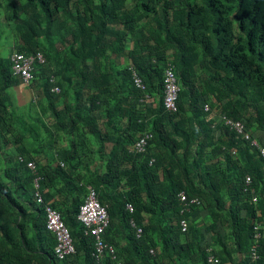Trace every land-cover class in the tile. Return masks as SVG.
Segmentation results:
<instances>
[{"label": "trees", "instance_id": "1", "mask_svg": "<svg viewBox=\"0 0 264 264\" xmlns=\"http://www.w3.org/2000/svg\"><path fill=\"white\" fill-rule=\"evenodd\" d=\"M0 24L13 35L0 56V264H96L77 217L89 186L117 251L104 264H211L209 248L218 264H264V157L252 144L264 146V0H0ZM14 51L44 55L30 83ZM168 64L176 112L164 105ZM45 204L73 237L64 259Z\"/></svg>", "mask_w": 264, "mask_h": 264}, {"label": "built area", "instance_id": "2", "mask_svg": "<svg viewBox=\"0 0 264 264\" xmlns=\"http://www.w3.org/2000/svg\"><path fill=\"white\" fill-rule=\"evenodd\" d=\"M11 60L13 63V71L16 75H20L25 83H30L34 78L35 63H43L45 57L41 52L36 54H25L23 52L15 51L11 55ZM136 83L144 88L145 85L142 83L141 79L137 76L134 71ZM58 90V88H56ZM180 85L178 83V78L173 65L169 64L165 70L164 76V105L168 111L176 112L178 110V98L180 93ZM205 108L208 110L209 106L206 105ZM225 123L239 133H243L246 139H250V134L246 133L245 124L241 120H232L226 116L223 117ZM153 133L146 132L143 134L135 143L134 149L136 152L146 151L149 140L152 139ZM252 144L258 148L262 157H264V146L261 145L258 140L252 139ZM28 166L35 172H37V165L34 161H29ZM251 176H247V184L251 182ZM36 197L39 203H44V198L40 192V182L39 176L35 179ZM182 200L186 201V205L189 206L193 203L198 204L200 200L198 198H192L189 203L187 202V195L182 192L180 193ZM254 200H257L255 197ZM127 208L132 211L134 208L132 204H127ZM190 209V208H188ZM46 213V225L48 230L52 231L56 235L57 244L55 246V253L59 259H64L74 253H76V246L71 235V232L62 218L60 211L50 204H45ZM80 222L84 225L85 234L92 235L94 237V251L93 256L96 259V264H104V259L106 256H110L113 259L117 258V251L113 244L105 240V232L110 225V215L108 209L103 205L98 197L97 191L89 186V192L85 201L80 205V209L77 215ZM134 227L137 228L138 236L143 233V228L138 227L136 222L132 221ZM183 230L187 229V222L182 220L181 222ZM257 229V227H256ZM261 234L257 232L255 235L256 241ZM257 243L252 247L251 256L253 260H256L258 255L256 251ZM208 261L211 264H218L219 257L209 248ZM153 252V250H152ZM120 264V263H118Z\"/></svg>", "mask_w": 264, "mask_h": 264}, {"label": "rangeland", "instance_id": "3", "mask_svg": "<svg viewBox=\"0 0 264 264\" xmlns=\"http://www.w3.org/2000/svg\"><path fill=\"white\" fill-rule=\"evenodd\" d=\"M13 35L7 26L0 24V56L7 55L12 50ZM11 50V51H10Z\"/></svg>", "mask_w": 264, "mask_h": 264}, {"label": "clouds", "instance_id": "4", "mask_svg": "<svg viewBox=\"0 0 264 264\" xmlns=\"http://www.w3.org/2000/svg\"><path fill=\"white\" fill-rule=\"evenodd\" d=\"M14 52H15V51H14ZM14 52H13V53H14ZM18 52H19V51H18ZM13 53H12V54H13ZM12 54H11V55H12ZM43 56H44V55H43ZM168 65H169V64H168ZM166 68H167V67H166ZM165 70H166V69H165ZM136 74H137V72H136ZM137 76H138V75H137ZM164 76H165V75H164ZM138 77H139V76H138ZM139 78H140V77H139ZM144 88H145V87H144ZM152 138H153V137H152ZM31 161H32V160H31ZM28 162H29V161H28ZM36 165H37V164H36Z\"/></svg>", "mask_w": 264, "mask_h": 264}]
</instances>
